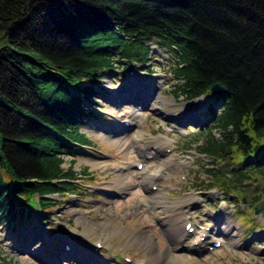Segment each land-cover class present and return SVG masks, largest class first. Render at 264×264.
<instances>
[{
    "label": "trees",
    "instance_id": "obj_1",
    "mask_svg": "<svg viewBox=\"0 0 264 264\" xmlns=\"http://www.w3.org/2000/svg\"><path fill=\"white\" fill-rule=\"evenodd\" d=\"M149 42L171 53L176 96L214 99L213 124L194 139L213 159L208 186L241 203L252 193V208L263 201L264 0H0L5 227L43 225L52 195L81 196L72 164L79 147L93 146L81 128L101 116L102 79L147 63ZM214 83L223 95L211 94Z\"/></svg>",
    "mask_w": 264,
    "mask_h": 264
},
{
    "label": "rangeland",
    "instance_id": "obj_2",
    "mask_svg": "<svg viewBox=\"0 0 264 264\" xmlns=\"http://www.w3.org/2000/svg\"><path fill=\"white\" fill-rule=\"evenodd\" d=\"M150 50L147 65L117 68L103 78L104 99L100 100L101 107H95L102 114L81 128L93 146L79 147L72 164L82 183L81 196L52 195L57 205L42 212L47 219L43 225L27 224L11 230L0 219V254L6 257L7 264H76L68 258L74 245L85 255H96L104 264H154L156 253L162 255L156 264H192L194 258L197 264H264V207L255 214L246 199L252 193L245 194V202L241 203L220 188L209 187L205 169L212 166L213 159L196 151L195 132L213 124L208 109L214 99L186 100L176 96L174 85L179 81L170 73L171 53L155 45ZM128 70H134L133 75ZM121 89L140 94L131 102L118 96ZM194 101L190 106L198 116L205 117V122L199 119L200 122L178 124L181 113ZM134 114L136 118L132 120ZM133 138L140 139L145 155L136 148ZM153 139L159 141L155 143ZM165 158L172 163L164 170L167 176L161 192L166 198V211L160 212L158 206L152 210L146 203L148 189L141 184V168L136 166L155 170ZM71 159L69 155L65 157V169ZM83 168L89 174H79ZM114 179L127 184L124 191L113 187ZM155 189L154 186L152 190ZM185 200L183 212L176 211ZM263 201L257 203L264 204ZM162 221H168L170 232ZM186 221L197 234L185 228ZM93 223H102L105 232L98 234L88 229ZM217 227L220 230L216 232ZM116 228L128 233L113 231ZM181 231L191 234L188 240L200 237L205 245H196L199 251L187 253L186 261L171 262L170 255L177 244L174 239H179ZM145 234L153 236V245L134 240L135 235ZM214 240H219L220 246L213 247Z\"/></svg>",
    "mask_w": 264,
    "mask_h": 264
},
{
    "label": "bare ground",
    "instance_id": "obj_3",
    "mask_svg": "<svg viewBox=\"0 0 264 264\" xmlns=\"http://www.w3.org/2000/svg\"><path fill=\"white\" fill-rule=\"evenodd\" d=\"M149 91H147L146 93H148ZM140 93V91H139ZM138 91H126L125 89L121 90V92L118 94V96H121L124 99H128V100H135L137 95L139 94ZM149 96V95H148ZM146 98V96H145ZM196 101H194L193 103H189V106L187 108V110H185L183 113H181V116L178 118V124H185L188 123L189 121H196V122H200L199 118H197L196 113L194 112L195 109H193L190 104H194ZM143 103H146V101H144ZM137 115V113H136ZM136 115L134 114L132 117V120L134 118H136ZM176 120V119H174ZM159 141V139H153L152 142ZM133 143L135 144L136 148L138 150L141 151V153L144 154L145 152V147L140 144V139H136L133 138ZM159 143H157L155 149H156V153H159L158 147ZM146 154V153H145ZM144 154V155H145ZM145 159V158H144ZM144 161V160H143ZM142 161V162H143ZM139 162V163H142ZM172 161L167 160L165 158L164 163H162L160 165V167L158 169L155 170H149V168L147 166H142L141 168V172H140V178H141V184L148 189L147 190V199H146V203L148 205H150V207H152L151 209L154 210L156 206H158V209L160 210V212H164L166 211V207H164V202L165 199L163 193L161 192V188L165 186V179H166V172H164L165 169L169 168L171 166ZM126 183L122 182L121 179H114L113 182V187L118 191V192H122L125 190L126 187ZM155 186V190H152V188ZM191 200L190 198L187 199V201ZM186 200L181 202L180 205H178V209H176V211H180L183 212V210H181V208H183L186 204ZM188 203V202H187ZM161 204V205H158ZM154 212V211H153ZM155 216H157L160 219H163L162 216H159L158 214H155ZM184 217V216H183ZM162 222H166L167 223V230L170 232L171 228L170 225L168 224V221H162ZM188 221L184 222L183 224H187ZM191 226H193V224H191ZM88 229H90L92 232H96L98 234H103L105 232V228L104 225L102 223H93L91 224L89 227H87ZM219 227L215 228L216 232L220 230ZM113 231H121L122 233H128L127 230H124L122 228H116ZM180 236L179 239H177V237H175L176 239L175 242L177 243L175 246V252L171 253L170 255V261H176V260H182V261H186L188 258L187 253L189 252H198L199 250L196 249V245H199L201 247H204L205 243L200 239V237L198 238H194V240H188V237L191 235L190 233L186 232V231H181L180 232ZM194 234H197V231H193ZM235 234L233 233L231 236H234ZM134 240L137 242H141L142 244H146V245H153V236L151 234H145V236H134ZM181 238V239H180ZM181 245V246H180ZM58 247V246H57ZM183 248V249H182ZM73 249V254L70 252V260H72L73 262H75L76 264H82L84 261L86 260H90L84 264H104L103 261H101V263L99 262V258L95 255L93 257H90L89 255H85L80 249L76 248V246L74 245L72 247ZM57 252V251H56ZM161 253H156L154 256V264L159 263L161 260ZM198 260L197 259H193L192 264H197Z\"/></svg>",
    "mask_w": 264,
    "mask_h": 264
},
{
    "label": "water",
    "instance_id": "obj_4",
    "mask_svg": "<svg viewBox=\"0 0 264 264\" xmlns=\"http://www.w3.org/2000/svg\"><path fill=\"white\" fill-rule=\"evenodd\" d=\"M210 92L214 93L215 95L221 96V95L224 94L225 89H224V87H223L222 85H220L219 83H214V84H212V86L210 87ZM243 201H245L244 198H243ZM258 206H259L260 208H258ZM262 208H263V204H262V203H258V204H256L255 207H254V212H255V213H259V212L262 210Z\"/></svg>",
    "mask_w": 264,
    "mask_h": 264
}]
</instances>
